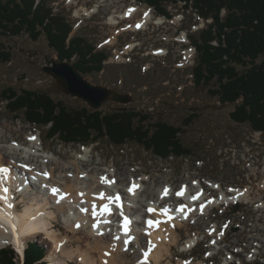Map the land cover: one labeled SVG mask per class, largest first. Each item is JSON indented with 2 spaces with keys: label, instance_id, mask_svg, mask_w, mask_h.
<instances>
[{
  "label": "rangeland",
  "instance_id": "rangeland-1",
  "mask_svg": "<svg viewBox=\"0 0 264 264\" xmlns=\"http://www.w3.org/2000/svg\"><path fill=\"white\" fill-rule=\"evenodd\" d=\"M47 1L50 6L53 5L57 12L66 15L67 19L78 27V29H74L72 36L86 38L94 44L98 52L106 51L109 56L107 63L115 62L111 50L112 46L102 47L107 36H111V38L114 36L106 25V21L111 15L107 6L112 0H90V2L88 0H75V2L69 0L68 3L72 2L71 5H68L66 0ZM129 4L128 2L127 5ZM196 5L194 4V6ZM96 6H99V12L94 18L87 19L90 16L85 17V15L77 18L80 8H89L88 10L91 11ZM168 7L176 22L182 18L181 16L185 18L182 22H178L177 27L171 25V27L168 26L163 29L162 27H153L152 24L148 30L141 34L135 35L130 31H124L117 40L119 46L123 47L127 43H135L140 44L144 50L147 48L148 51L157 48H169L170 54L166 60L165 58L160 60L149 58L146 61L135 59L132 56L133 65L106 64L102 73L85 75L84 78L92 85L107 87L115 92L129 94L132 97V101L128 104L105 101L99 109L95 110H100L103 114L117 110H134L141 112L144 124L150 128L158 122H166L179 127L182 129L180 140L184 146L191 150L189 152L191 155L178 158L171 157L165 160L159 159L153 153L134 144L116 147L110 145L108 140H102L98 144H89L82 147L80 144L63 143L58 138L47 139V127L31 125L24 120L23 115L17 118L14 113L5 108L6 102L1 98L4 90L12 87L17 91L25 89L45 93L53 100L63 101L71 109H82L90 106L83 99H76V97L65 94L59 89L55 78L44 72L43 69L46 66L50 64L52 66L54 62H63L58 59L55 51L49 47L46 36H42L39 41L34 42L27 33L14 37L4 35L2 29H0V47L12 53V61L9 63L0 61V136L3 131V135L5 133L3 138L8 141L0 142V146L16 144L15 140L19 138L22 142L27 143L32 134L33 136H42L43 143L49 146L50 150L57 149L70 154L71 158L64 160L66 163L73 159H79V157L86 159L84 153L87 149H90L94 156L93 167L97 166V163H101L98 166L100 174L104 170H108V174L117 175V179H120V186L126 187V190L127 185L135 182L136 179L144 180L145 186L142 187V190H145L153 178H159L163 175L168 176L169 181L162 183L174 187L175 191H179L185 185L191 186L193 191L201 190L198 187L199 182H201L205 187V192L208 193L207 197L217 199L221 193L228 192L230 188H247L245 190L252 188L251 204H242L238 207L215 206L204 213L203 217L198 216L188 224L185 223V226L178 230L181 238L179 237L178 244L172 247L171 259L167 256L168 260H164L163 264H169L170 261L174 264H180L181 259H189L193 261V264H221L223 261L220 258L216 257L217 259L215 258L213 261H205L203 258L207 253V247L214 238L210 235L213 232L211 230H214L212 224L217 222L220 225L226 217L234 220L228 242L233 245L239 241H244V244L249 245V253L259 243L262 246L257 258L261 259L264 257V218L262 214L255 212V209L258 208L255 205L264 201V189L260 188L264 181V132L254 131L249 125L237 124L231 119V112L236 109V105L241 100L235 104L223 105L217 97L210 93V90L215 88L214 82L209 87L196 86L195 79L191 76L194 75L193 69L185 72L174 71L176 67L173 63L180 60L178 52L182 47L175 45L174 48H171L169 42L163 41L162 38L171 37L172 42L177 37L179 28L198 24L193 10H182V3L172 4ZM112 9L116 8L112 7ZM119 10H121V7ZM262 61L263 58L259 60V63ZM142 66H149L150 71H145ZM74 67L76 68V66ZM244 70L245 67H238V71ZM191 116L195 117L192 118ZM189 120L192 121L188 123ZM50 150H46L45 157L52 155ZM1 153L4 155L5 150H2ZM44 161L43 159L42 162L36 165L44 168ZM36 165L34 168H36ZM90 169L93 168L90 167ZM84 176V174L81 175V177ZM217 185L222 186L221 191L214 190ZM161 186L162 184H159L156 189L159 190ZM36 188L37 186L34 188L36 191L39 190ZM25 200L28 199L21 196L18 201L23 205V209L26 206ZM174 200L175 202L172 203L173 208L183 203L182 200ZM75 209H70L69 215L72 218L78 217V210ZM140 215L146 217L145 213L138 214V217ZM141 216L140 219H142ZM65 219L64 212L58 213V220L53 221L54 225L57 226L53 229V232L62 237L68 236L71 239L74 234L68 232L65 225L67 219ZM79 236V238H84L85 233L81 232ZM190 237L193 241L196 238L204 240L192 252L191 256L183 255L181 254L183 243L185 239L189 240ZM47 239L49 238L43 235L27 240L46 251L44 263L50 264L47 258L51 254L50 249H52L53 242ZM85 244L84 241V247ZM7 246L6 244L1 246L0 250ZM147 246H144L143 250H146ZM74 247H78L77 240L74 242ZM229 249L233 250L235 248ZM129 250L128 262L131 263L136 258H141L143 250H140V247L132 245ZM231 253L233 252L231 251ZM73 260L72 264L80 263L77 259Z\"/></svg>",
  "mask_w": 264,
  "mask_h": 264
},
{
  "label": "trees",
  "instance_id": "trees-1",
  "mask_svg": "<svg viewBox=\"0 0 264 264\" xmlns=\"http://www.w3.org/2000/svg\"><path fill=\"white\" fill-rule=\"evenodd\" d=\"M139 1L167 14L163 9L164 0ZM182 1H195V10L215 18V35L209 30L204 33L202 44L197 43V86L209 87L214 82L215 88L210 93L223 105L241 100L231 112V119L237 124L249 125L254 131L264 132V0ZM224 8L228 13L221 22L220 13ZM0 29L4 35L14 37L27 33L34 42L45 35L60 61L72 62L76 58L73 64L83 76L99 73L104 68L107 56L94 53V47L85 39L74 37L67 43L72 27L66 18L55 15L46 1L36 6L35 0H0ZM215 39L217 47L209 43ZM261 58L263 61L259 63ZM0 61H12V53L0 47ZM239 66L245 70L238 71ZM1 96L7 102L6 109L17 118L23 115L27 123L47 127L49 140L58 138L66 144H98L108 140L116 147L134 144L165 160L191 155V150L180 140L181 128L166 122L147 127L141 112L117 110L103 114L91 107L71 109L45 93L17 91L12 87L4 90ZM45 255L42 247L30 243L24 264H43ZM0 264L20 263L13 249L2 248Z\"/></svg>",
  "mask_w": 264,
  "mask_h": 264
},
{
  "label": "bare ground",
  "instance_id": "bare-ground-1",
  "mask_svg": "<svg viewBox=\"0 0 264 264\" xmlns=\"http://www.w3.org/2000/svg\"><path fill=\"white\" fill-rule=\"evenodd\" d=\"M125 1L112 0L109 5L124 3ZM98 7L90 9L91 11L88 10L89 8H80L77 18L81 15L94 16L99 11ZM121 7V12L114 11L111 20L108 21L109 25L117 24L115 20L132 18V16L139 15L143 11V9L137 8L136 5H132L126 11H124L125 5ZM153 19V13L144 10L142 18L129 29H143L147 24L150 25ZM160 21H156V24L161 25L164 23L163 20ZM117 37L119 36L117 35ZM111 42L113 43V41ZM166 54V52L159 53L163 57ZM190 58L191 56H186V59ZM1 134L0 142H6L7 140L3 138L5 133L3 135L2 131ZM32 136L33 134L31 138ZM31 138L27 140L28 144L22 142L19 138L15 140L16 144L0 146V166L9 167L3 184L0 183V196L5 195L4 188L8 189L7 200L0 199V203L3 204L0 205V247L12 242V232L6 227L13 225L15 229L13 233L18 236L16 238L17 243L19 242L18 249L22 251L21 239L18 235L19 230L15 226L16 220L21 232L30 234V238L45 235L53 242L52 249H50L51 254L47 258L50 264H72L73 259H77L80 262L79 264H141L142 255L141 258L138 257L131 263L128 262V251H130L132 245L140 247V250L148 245L146 250L150 253L151 264H163L164 260H168L167 256L171 259L172 247L180 241L178 230L185 226L184 223L187 224L181 219V214L176 212L177 207L173 209L174 199H183L191 203L189 205L184 202L178 206H184L183 214L193 220L204 215L200 209H205L209 204L218 203L216 205L218 207V205L225 203L238 201L249 203L251 201L250 190L230 189L228 191L230 194L225 195L224 200H219L217 203L211 197L206 198L208 193L205 192L203 184L201 185L204 190L200 188L202 191H193V188L188 185L182 186L179 191H175L174 187L162 183L169 181V177L166 175L153 178L145 190H142V187L145 186L144 180L136 179L135 182L127 185L126 190V187L120 186V179H117V175L108 174V170H104L100 174L98 166L101 163H97V166L93 167L94 156L90 149H87L84 153L86 159L79 157V159H73L66 163L64 160L70 159V154L57 149L50 150L49 146L43 143L42 136H38L37 139ZM48 149L52 152V155L45 157L44 153ZM2 150H5L4 155L1 153ZM39 153H42V159L45 160L44 168L36 165L40 163L41 156ZM19 159L20 161H18ZM34 164L36 168H34ZM90 167L93 169H90ZM44 173H48V176L46 177ZM83 174L85 176L81 177ZM102 178H105L103 182ZM111 181H114V183ZM133 184L138 185V187L134 189V192H129L128 189ZM159 184H162V186L158 190L156 188ZM34 185L38 189L41 188V190L36 191ZM54 187L59 189L58 194L55 196L51 192ZM165 189L168 190L167 194H165ZM115 192H119L125 199L124 209L133 211L137 218L141 216L138 217L140 213L146 214V217L141 216L144 220L138 219L135 231L133 234L127 235L126 238L123 237L119 212L116 208L117 202L114 201ZM179 192L183 194L177 195ZM21 196L28 200H25L24 210L16 214L17 207L19 210V207H21L18 202ZM194 196L196 199L192 198ZM61 197L64 198L61 199ZM109 197L113 199L109 200ZM196 201L200 203L193 204ZM9 203L14 206L9 208ZM106 204L110 208V212L104 211V205ZM70 209L78 210L77 218H72L69 215ZM150 209L154 211H149ZM60 212H64L66 216L65 225L68 232L74 234L71 239L68 236L62 237L53 232V229L57 227L53 221L58 220V213ZM148 221H153V224L149 225ZM30 223L31 227L29 226ZM40 232H43L42 235L39 234ZM81 232L85 233L84 238H79ZM191 238L186 243V249L198 245L199 238L194 241ZM76 240L78 243L77 248L74 247ZM84 241L86 243L85 247L83 245ZM126 241L129 242L126 243ZM27 242L28 240H24L25 247ZM214 245L215 242L212 246ZM169 264H172V262L170 261ZM180 264L185 263L181 262Z\"/></svg>",
  "mask_w": 264,
  "mask_h": 264
},
{
  "label": "water",
  "instance_id": "water-1",
  "mask_svg": "<svg viewBox=\"0 0 264 264\" xmlns=\"http://www.w3.org/2000/svg\"><path fill=\"white\" fill-rule=\"evenodd\" d=\"M43 70L55 78L59 89L65 94L83 99L94 109H99L103 102L108 100L119 104H128L132 101L129 94H119L111 89L92 85L71 62H54L52 66H46Z\"/></svg>",
  "mask_w": 264,
  "mask_h": 264
},
{
  "label": "snow or ice",
  "instance_id": "snow-or-ice-1",
  "mask_svg": "<svg viewBox=\"0 0 264 264\" xmlns=\"http://www.w3.org/2000/svg\"><path fill=\"white\" fill-rule=\"evenodd\" d=\"M31 139H35V138L32 137ZM7 171H8L7 168L0 167V173H4V172H7ZM44 175L47 177V176H48V173H44ZM104 179H105V178H102V182L104 181ZM111 182L114 183V181H111ZM137 187H138V185L133 184V186H132L131 188H129L128 191H129V192H134V189L137 188ZM164 191H165V194H167V191H168V190L165 189ZM3 192L5 193V195L0 196V199L7 200V195H6V194H7V192H8V189H7V188H4V189H3ZM51 192H52V195L55 196V195L58 194L59 189H57V188L54 187V188L51 189ZM182 194H183L182 192L177 193V195H182ZM63 198H64V197H61V199H63ZM102 198H103V197H102ZM192 198H193V199H196L195 196L192 197ZM112 199H113V198L109 197V200H112ZM114 199H115L116 202H119V200H120L119 195L117 194V196H116ZM13 206H14V205L11 204V203L8 204V207H9V208H11V207H13ZM182 210H183V209H181V211H182ZM104 211H105V212H110V211H111L107 204L104 205ZM149 211H154V210L150 209ZM128 223H129V222L127 221V218H125V225H124V227H125V232L128 231V227H127ZM148 223H149V225H152V224H153V221H148ZM77 227H79V225H77ZM128 242H129V241H126V243H128ZM144 255H145V260L142 261L141 264H146L148 253L145 252Z\"/></svg>",
  "mask_w": 264,
  "mask_h": 264
},
{
  "label": "built area",
  "instance_id": "built-area-1",
  "mask_svg": "<svg viewBox=\"0 0 264 264\" xmlns=\"http://www.w3.org/2000/svg\"><path fill=\"white\" fill-rule=\"evenodd\" d=\"M258 210H260V209H258ZM260 211H262V210H260Z\"/></svg>",
  "mask_w": 264,
  "mask_h": 264
}]
</instances>
